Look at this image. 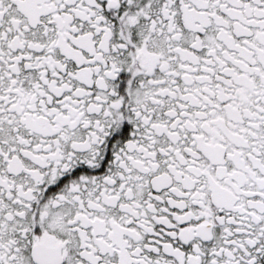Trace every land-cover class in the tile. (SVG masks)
I'll list each match as a JSON object with an SVG mask.
<instances>
[{
	"label": "snow or ice",
	"instance_id": "6c2138e0",
	"mask_svg": "<svg viewBox=\"0 0 264 264\" xmlns=\"http://www.w3.org/2000/svg\"><path fill=\"white\" fill-rule=\"evenodd\" d=\"M0 264H264V0H0Z\"/></svg>",
	"mask_w": 264,
	"mask_h": 264
}]
</instances>
